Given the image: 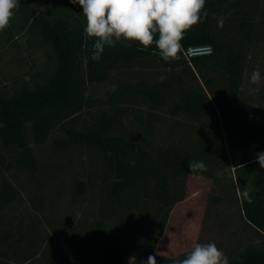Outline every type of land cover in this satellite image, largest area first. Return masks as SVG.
Returning a JSON list of instances; mask_svg holds the SVG:
<instances>
[{
    "label": "trees",
    "instance_id": "1",
    "mask_svg": "<svg viewBox=\"0 0 264 264\" xmlns=\"http://www.w3.org/2000/svg\"><path fill=\"white\" fill-rule=\"evenodd\" d=\"M17 9L6 43L32 29L19 50L35 39L48 56L13 93H0V264H146L149 255L174 264L192 247L165 255L156 232L190 176L210 181L206 215L235 207L241 228L264 239V171L233 151L229 158L226 144L245 70L264 50V0H206L207 18L182 45H211L213 54L170 62L154 44L141 51L123 40L92 60L95 40L70 0H19ZM103 82L111 87L92 93ZM257 98L264 103V83ZM156 111L180 131L153 152L144 137ZM193 161L207 170L192 173ZM221 166L234 167L235 181L218 176ZM232 264H264V243L248 244Z\"/></svg>",
    "mask_w": 264,
    "mask_h": 264
},
{
    "label": "rangeland",
    "instance_id": "2",
    "mask_svg": "<svg viewBox=\"0 0 264 264\" xmlns=\"http://www.w3.org/2000/svg\"><path fill=\"white\" fill-rule=\"evenodd\" d=\"M50 4V3H49ZM15 17V15L13 16ZM22 22V15L19 17ZM19 23V24H20ZM18 24V25H19ZM19 31V30H17ZM32 29L25 28L23 32H18L9 44L6 39L9 32L5 29L0 32V50L1 58L4 55L16 57V59H25L29 62L23 70L25 74L42 70L45 56V47H38L40 42L35 40L34 47L27 52L19 50L21 44L27 43L32 35ZM46 56V58H47ZM30 57V58H28ZM27 58V59H26ZM254 69L261 70L264 73V50H260L258 57L252 58L247 69V76H244L240 87L241 94L235 100L237 108H241V112L232 114L233 129L227 135V154L235 153L238 158L250 159L248 162L256 161L257 153L264 152V125L258 120V116L264 118V103L258 101L257 92L250 89L252 86L248 77H250ZM28 76V75H27ZM21 82H0V93L8 96L14 90L20 87ZM7 86V88H5ZM111 87V82H103L95 85L92 93L103 95L105 90ZM4 88V91H3ZM165 111V110H164ZM90 115L94 113V109L89 111ZM154 119L150 118V133L144 137V142L155 152L158 148L163 147L169 140L176 139L179 129L173 127V118H168L165 112H157ZM90 115H86L87 119H91ZM123 125L129 133H136L138 128L130 123L127 117H122ZM212 117L208 118L205 123L211 124ZM141 137V136H140ZM48 143H51L50 141ZM48 145L47 147H49ZM259 171H264L260 165H255ZM234 167H219L218 176L221 179H229L235 181L233 175ZM221 184V183H220ZM221 188V186H219ZM210 189V181L203 177L190 176L188 179L187 194L184 199L178 201L170 210L165 226L160 224L157 227L158 245L157 250L168 256H175L191 247L195 243H215L228 258L229 264L238 257L248 244H263V236L257 234L253 230L244 231L240 226L237 208L222 206L214 209L210 216L206 215V196ZM240 196V195H239Z\"/></svg>",
    "mask_w": 264,
    "mask_h": 264
},
{
    "label": "clouds",
    "instance_id": "3",
    "mask_svg": "<svg viewBox=\"0 0 264 264\" xmlns=\"http://www.w3.org/2000/svg\"><path fill=\"white\" fill-rule=\"evenodd\" d=\"M78 4L86 20L84 32L95 43L91 59L99 61L105 46L114 47L118 41L136 42L145 50L153 44L165 62L178 61L181 53L191 57L213 54L211 45L190 47L185 52L182 41L185 33L207 18L206 0H70ZM19 0H0V32L9 25ZM224 25L221 17L217 26ZM157 52H153L156 55ZM247 76V70H245ZM161 82L165 77L159 78ZM255 92L264 83V73L254 69L248 77ZM256 162L264 169V152L257 153ZM192 173L207 170L202 161L188 164ZM248 195L247 191L244 193ZM146 264H157L155 255H149ZM174 264H229L225 253L215 243H195L184 259Z\"/></svg>",
    "mask_w": 264,
    "mask_h": 264
},
{
    "label": "crops",
    "instance_id": "4",
    "mask_svg": "<svg viewBox=\"0 0 264 264\" xmlns=\"http://www.w3.org/2000/svg\"><path fill=\"white\" fill-rule=\"evenodd\" d=\"M59 4V3H58ZM63 10L57 8V13H62ZM15 13H18V9H15ZM19 16V13H18ZM17 20V19H16ZM16 20H11L10 25L7 27L8 29L14 26ZM6 28V30H7ZM17 36V35H15ZM1 50H0V82H15L19 78H21L22 74H24V79L27 80L28 76L25 74L23 67H25L29 62H27L24 58L23 59H16V57H9L5 56L1 58ZM30 58V57H28ZM27 59V58H26ZM1 87V86H0ZM7 88V86L5 87ZM1 89V88H0ZM4 91V88H3Z\"/></svg>",
    "mask_w": 264,
    "mask_h": 264
},
{
    "label": "built area",
    "instance_id": "5",
    "mask_svg": "<svg viewBox=\"0 0 264 264\" xmlns=\"http://www.w3.org/2000/svg\"><path fill=\"white\" fill-rule=\"evenodd\" d=\"M190 47H195V46H190ZM190 47H188V48H190ZM188 48H187V49H188ZM187 49L185 50V52L187 51ZM183 54H184V53H183ZM184 56H185L186 58L191 57V56H187V55H185V54H184Z\"/></svg>",
    "mask_w": 264,
    "mask_h": 264
}]
</instances>
